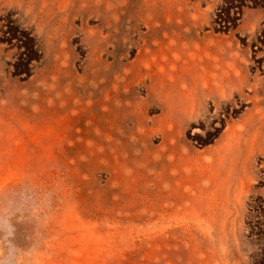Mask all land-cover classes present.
I'll return each mask as SVG.
<instances>
[{"label": "rangeland", "instance_id": "rangeland-1", "mask_svg": "<svg viewBox=\"0 0 264 264\" xmlns=\"http://www.w3.org/2000/svg\"><path fill=\"white\" fill-rule=\"evenodd\" d=\"M0 264H264V0H0Z\"/></svg>", "mask_w": 264, "mask_h": 264}]
</instances>
